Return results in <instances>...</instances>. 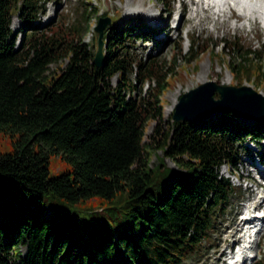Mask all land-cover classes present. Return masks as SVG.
Masks as SVG:
<instances>
[{
    "label": "trees",
    "instance_id": "16d2710c",
    "mask_svg": "<svg viewBox=\"0 0 264 264\" xmlns=\"http://www.w3.org/2000/svg\"><path fill=\"white\" fill-rule=\"evenodd\" d=\"M41 7V0H0V134L11 143L0 153V264H179L208 239L214 212L236 192L218 168L234 167L236 148L246 140L264 138V120L244 125L223 111L195 123L173 122L156 146L174 167L161 158L150 165L142 141L147 110L130 95L128 75L154 79L155 91L163 90L168 82L157 63L114 56L109 46L120 34L106 35L95 66L80 18L69 37L57 26L37 33L32 21ZM13 10L26 22L18 47ZM228 47L232 78L253 80L264 95V47L242 49L235 39ZM62 56L64 66L46 73ZM51 155L70 168L49 177ZM91 199L95 208L76 211L77 230L52 221L54 205L47 217L40 212L51 201L65 210L59 203ZM251 264H264V255Z\"/></svg>",
    "mask_w": 264,
    "mask_h": 264
},
{
    "label": "rangeland",
    "instance_id": "374dc122",
    "mask_svg": "<svg viewBox=\"0 0 264 264\" xmlns=\"http://www.w3.org/2000/svg\"><path fill=\"white\" fill-rule=\"evenodd\" d=\"M41 1L42 7L38 11V17L32 21L37 25V33L48 34L52 27L57 26L59 34H66L65 36L69 37L72 31L71 24L80 18L78 27L81 28V39L89 43L90 51L94 52L96 31L93 27L98 16L102 15L101 12H105L109 20L103 28V36L118 37L121 34L117 43L111 47V42L109 46L114 56L126 54L125 57L129 60L145 62L147 59H152L157 63L158 72L168 82L163 90L155 91L154 79L143 81L141 77L134 79L133 74L128 75L130 95L136 100L143 99L142 108L147 110L148 117L144 120L142 127V141L150 165L161 158L164 166L174 167L172 160L165 157L156 145L162 133L166 135L170 133L174 126L173 122H177L171 119L170 114L183 92L207 80L223 85H247L255 91L262 92L260 86L251 79H243L241 83H238L232 78L225 64L227 60L231 61L233 58L228 47L232 39H235L242 49L264 47V24L259 17L247 20L245 17L238 16L240 11L235 9H232V14L227 11L225 16H217L210 9L202 12L198 10L197 14L193 15V12L197 10L195 4L197 0H165L163 3L159 0ZM79 8L85 9V12L80 13ZM177 12L181 15L180 20L178 18L176 26H173L172 16ZM152 16L156 22L164 23L155 31V34L158 31L161 33L157 36L149 33L148 28H144V25L150 26L147 20L151 21ZM10 27L15 33L14 46L18 47L21 40L19 30L26 27V22L21 20L16 10L12 11ZM191 41L197 45L196 48L190 49ZM202 48L204 50H201ZM66 60V56H62L50 62L46 73L58 71L64 66ZM110 84H116L115 76L110 78ZM214 96L216 97L215 93ZM235 116L244 125L254 122L248 118ZM210 118H213V115L196 121ZM256 147L254 148L249 142H243L236 148L238 158L235 166L228 168L226 165H221L218 168L219 174L228 177L234 186L237 185L236 192L227 200L226 207L214 212L208 239L179 264H226L227 244L240 236V232L231 235V231L238 228L239 215L243 211L244 204L255 194L254 190H257L251 182L246 180L247 177L252 176L247 164L248 159H253L254 154L264 156V140L259 141ZM10 148V137L7 134H0V153L8 152ZM69 168L70 165L59 156H50L49 177L56 176ZM261 189L264 193V186ZM58 206L65 210H59V207L51 201L40 212L47 217L52 211V221L59 222L61 225L70 222L77 230L81 224V217L76 213L83 211L87 206L95 208L97 204L91 199L86 203L82 201L71 204L59 203ZM251 246V250L247 253L248 260L244 264H249L252 258H258L264 254V226L259 234L256 232L253 235ZM223 250L224 253L221 255L220 252ZM19 251L22 255L24 246L20 245Z\"/></svg>",
    "mask_w": 264,
    "mask_h": 264
},
{
    "label": "water",
    "instance_id": "95a60500",
    "mask_svg": "<svg viewBox=\"0 0 264 264\" xmlns=\"http://www.w3.org/2000/svg\"><path fill=\"white\" fill-rule=\"evenodd\" d=\"M108 20V16H99L94 25L97 31V43L92 62L95 66H100L102 63V47L105 43L102 40L103 27ZM214 93L217 97H213ZM223 111L251 120H263L264 95L247 85H222L207 80L179 96L171 113V119L193 122L198 118L210 117Z\"/></svg>",
    "mask_w": 264,
    "mask_h": 264
},
{
    "label": "bare ground",
    "instance_id": "6f19581e",
    "mask_svg": "<svg viewBox=\"0 0 264 264\" xmlns=\"http://www.w3.org/2000/svg\"><path fill=\"white\" fill-rule=\"evenodd\" d=\"M230 1H233V0H220L217 3V7L215 9L213 7V3H210L208 0H197L195 2L196 6H197V10L193 12V15H196L198 10L202 12V11H207L209 9H210V11H212L217 16H225L227 11L232 14V12H233L232 9H234V7ZM234 1L239 2L240 5H247L250 8V10L248 12H241L240 11L238 13V16L245 17V19H247V20L254 19L256 17V15H255L256 13L254 12L253 8H257L258 14L262 18L261 12L264 10V0H234ZM148 15H149V13H148ZM132 16H134V15H132ZM149 17H150V15H149ZM155 20L156 19H154V17L152 16V20L150 22H153L154 26L156 28H158L164 24L162 21L156 22ZM179 20H180V17H179ZM255 186H256L255 188L257 190H254L255 194L253 196L258 195V193L260 194L258 196L256 202H255V205H256V207H262L264 209V193H263L262 189L261 190L258 189L256 184H255ZM238 221H239L238 228L232 229L233 232L231 231V235H236L237 232H240V227L243 223H245L247 221L251 222V220L249 221V220H245L242 218H240ZM261 229H262L261 227L258 229V231H257L258 234L260 233ZM236 240H238V237L232 239V242H234ZM223 253H224V250L222 252H220L221 255Z\"/></svg>",
    "mask_w": 264,
    "mask_h": 264
}]
</instances>
